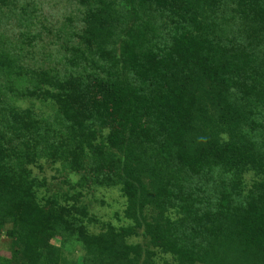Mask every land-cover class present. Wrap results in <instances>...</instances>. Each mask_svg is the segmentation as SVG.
I'll use <instances>...</instances> for the list:
<instances>
[{
	"label": "trees",
	"instance_id": "1",
	"mask_svg": "<svg viewBox=\"0 0 264 264\" xmlns=\"http://www.w3.org/2000/svg\"><path fill=\"white\" fill-rule=\"evenodd\" d=\"M69 1L56 30L0 0V264H264V0ZM41 32L63 51H30Z\"/></svg>",
	"mask_w": 264,
	"mask_h": 264
},
{
	"label": "rangeland",
	"instance_id": "2",
	"mask_svg": "<svg viewBox=\"0 0 264 264\" xmlns=\"http://www.w3.org/2000/svg\"><path fill=\"white\" fill-rule=\"evenodd\" d=\"M23 1L28 3V0ZM37 1L39 2L38 4H32L30 2L29 11L35 12V16L37 14H41L42 20L46 19L45 23H47L48 25L55 27L56 30L62 25L66 26L68 23V28H71L72 25H75L74 22L72 23L68 20V18L71 19V11L74 9L75 6L74 2H71L69 0ZM21 29L23 32L25 31V28ZM19 30L20 28L15 25L7 26V35L11 37V39L14 41V38L18 37L17 34L19 33ZM29 30L31 34L37 35V28L30 27ZM64 37L65 35H63V37L61 35V38L59 36V39H56L54 35H48L41 32L40 37L36 39V41H34V48H29V50L34 53L43 52V54H53L55 51L62 52L65 47V44L63 43V40H65ZM40 47H43L42 50L40 49ZM36 57L38 58L37 55ZM38 166L41 167H33L32 171L39 179L47 180V183L50 184L48 185V188L56 190L55 184H57L61 180L59 187L66 189L67 185L63 179V176L59 172H57L58 169H61V165L59 163L51 164L46 163L44 161H40ZM68 179L71 184L76 183L79 179V176L71 175ZM82 193L83 196H81V201L85 202L88 205L90 212L95 215V219H97L99 223L102 224V222L110 221L114 225H124L127 222L124 219L122 213L125 200L117 188H85ZM99 225L100 224H97L96 227H92L93 231H98ZM57 238L58 236H56V238L52 240V243L56 246L59 245V240ZM7 246L8 240L3 234L2 238L0 239V255H6ZM68 250L74 253V255H78L80 252V249L76 245L69 246Z\"/></svg>",
	"mask_w": 264,
	"mask_h": 264
}]
</instances>
